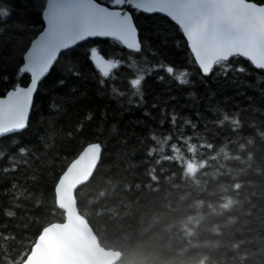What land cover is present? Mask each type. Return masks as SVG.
<instances>
[{"label":"trees","instance_id":"16d2710c","mask_svg":"<svg viewBox=\"0 0 264 264\" xmlns=\"http://www.w3.org/2000/svg\"><path fill=\"white\" fill-rule=\"evenodd\" d=\"M100 50L105 55L113 51L107 44ZM168 59L183 64L185 57L170 54ZM231 67L227 80L201 83L193 77L188 86H172L168 92L167 79L164 84L149 79L148 107L131 111L126 110V100L121 108L107 96L83 102L70 96L55 100L43 113L41 126L51 134V147L38 148L23 158L26 163L18 171L8 174L17 182L10 191L27 190L32 203L21 200L22 207L14 210L16 219L0 216V226L39 217V224L33 222L28 232L19 234L29 237L20 242L28 251L39 227L64 218L53 203L54 168L80 143L98 141L104 146L100 163L75 194L79 212L99 243L120 252L115 264H264V72L244 58L234 59ZM128 74L126 67L113 74L121 90L119 77ZM48 95L42 87L30 114L31 127L24 136L33 143L32 129L41 118L39 96ZM153 103L159 107L152 110ZM173 110L175 129L169 123ZM102 111L107 112L103 120ZM185 120L190 123L185 125ZM81 124L82 131H77ZM149 129L157 136L172 132L174 137L155 145L148 141L154 154L146 155L142 141ZM16 139L0 138V149L8 151ZM5 162L0 158V171ZM7 189L8 183L0 182V204L11 199ZM37 200L38 210L32 207Z\"/></svg>","mask_w":264,"mask_h":264},{"label":"snow or ice","instance_id":"6c2138e0","mask_svg":"<svg viewBox=\"0 0 264 264\" xmlns=\"http://www.w3.org/2000/svg\"><path fill=\"white\" fill-rule=\"evenodd\" d=\"M101 44L113 51L103 54ZM179 53L184 54L183 64L168 59L170 54ZM237 58L264 72V0H0V84L4 85L0 87V138H18L8 151L0 149V158H6L0 182L8 183L6 194L11 196L0 204V216L15 220L14 210L22 207L20 201L32 203L27 190L10 191L17 182L10 181L8 174L18 171L26 163L23 158L38 148L51 147L47 143L51 134L41 126L43 113L55 106V100L70 96L83 102L107 96L121 108L126 100V110L131 111L133 107H148L149 79L159 84L167 79L165 92L172 86H188L193 77L201 83L209 78L227 80L231 62ZM121 67L129 70L127 76L119 77L123 90L113 75ZM42 87L49 95L39 96L41 118L32 129L33 143L24 134L31 127L30 114ZM158 107L159 103L151 105L152 110ZM144 114L148 116L150 111ZM100 115L102 120L107 118L106 111ZM87 119H92L91 112ZM176 120L173 110L169 120L173 129ZM82 128L78 125L77 131ZM149 132L142 141L146 155L154 154L148 141L155 145L159 139L171 141L174 137L172 132L161 136L151 129ZM103 148L98 141L80 143L54 168L51 192L55 208L61 207L70 189L74 194L77 185L70 178L85 164L91 169L90 178ZM32 180L35 183L36 176ZM32 207L38 210L40 201ZM39 220L25 216L18 225L0 226V264H31V249L39 245L33 242L23 251L20 242L29 237L19 234L28 232ZM42 232L44 227H39L33 239L43 240Z\"/></svg>","mask_w":264,"mask_h":264},{"label":"water","instance_id":"95a60500","mask_svg":"<svg viewBox=\"0 0 264 264\" xmlns=\"http://www.w3.org/2000/svg\"><path fill=\"white\" fill-rule=\"evenodd\" d=\"M87 168V170H85ZM90 168L85 164L79 173L70 179L75 181L74 194L70 189L61 202L64 218L44 226L41 239H35L38 248H32L31 264H115L121 254L103 247L87 219L79 212L76 190L85 184ZM80 181H86L81 183Z\"/></svg>","mask_w":264,"mask_h":264}]
</instances>
